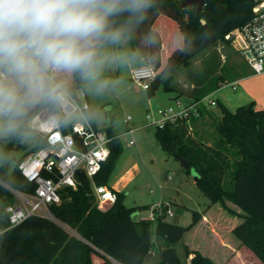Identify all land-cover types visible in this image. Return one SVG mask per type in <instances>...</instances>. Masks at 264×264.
<instances>
[{
	"label": "trees",
	"instance_id": "trees-1",
	"mask_svg": "<svg viewBox=\"0 0 264 264\" xmlns=\"http://www.w3.org/2000/svg\"><path fill=\"white\" fill-rule=\"evenodd\" d=\"M181 2L145 0L136 16L120 13L109 18V30L127 38L133 52L139 53L152 67L155 77L146 90L151 96L158 83L164 91H170V76L162 80L164 75L188 66L195 55L216 41L229 43L225 35L248 21L253 6V0H204L203 15L192 6L181 7ZM158 18L169 22L171 39H179L168 53L163 50L167 36L155 26ZM213 66L205 64L197 70L199 78L186 93L193 100L211 94L218 82L224 81L223 77L212 76ZM72 78L73 84L66 91L75 95L82 81L75 73ZM45 106L57 110L54 102L43 100L28 108L37 111ZM217 108L220 116L211 115L215 138L210 144L190 132L183 120L162 122L154 131L159 148L169 157L176 155L183 159L188 165L185 171L195 172L194 183L207 199L202 211L191 212L187 226L171 224L165 218L154 223L134 219L133 209L123 204L124 192L116 193V201L108 208L98 209L91 182L79 171L75 175V188H61L59 202L48 205L54 220L31 215L4 230L7 226L4 208L13 196L0 184V264H111V260L117 264H187V261L188 264H225L215 263L184 244L180 249L177 247L183 234L214 205L238 217L231 235L259 264H264V108L255 109L252 102L233 111L219 104ZM85 114L93 125L91 112ZM27 121L24 116L15 119L12 121L15 131L0 138V181L12 190L31 194L34 184L19 174L16 164L29 152L44 147L45 140L35 136L29 148L21 143L22 136L30 130ZM104 132L109 139V153L92 182L107 186L121 148L112 128ZM15 152L20 156L8 173L7 163Z\"/></svg>",
	"mask_w": 264,
	"mask_h": 264
},
{
	"label": "rangeland",
	"instance_id": "rangeland-1",
	"mask_svg": "<svg viewBox=\"0 0 264 264\" xmlns=\"http://www.w3.org/2000/svg\"><path fill=\"white\" fill-rule=\"evenodd\" d=\"M229 33L225 35L224 41H216L201 54L195 56L188 66L178 68L170 76L169 83L178 89L185 91L189 83H195L199 74L197 70L204 67L205 64L213 66L215 73L212 76H220L224 81L217 84L221 86L224 82H230L234 79L236 72L244 75L250 69L246 63L239 57L233 47ZM102 56L106 57L103 67L100 71L99 79L89 81L82 79V85L77 90V94L83 93V102L87 103L92 115V123L97 129L104 131L106 128H112L114 133L119 136V144L123 155L118 162L117 170L122 167L133 164L130 173L124 175L127 181L125 198L123 204L127 208H132L131 216L134 219H144L148 214L149 207L152 204L162 201L168 203L173 212L172 216H166L165 221L178 226H187L191 221L192 211H202L207 199L201 194L194 181V171L189 169L185 171L172 157L167 156L158 146L154 131L156 125L162 120V116L156 111L175 103V99H169L168 93L158 87L151 96L147 91L141 90L129 79V67L119 50H115L112 44L102 45L99 47ZM136 52L132 53L134 56ZM133 60V58H132ZM147 64V63H146ZM210 76V77H212ZM54 81L60 85L70 84L72 73L58 72L54 74ZM190 81V82H189ZM101 84L104 86L101 87ZM259 82L251 80L249 91H259ZM264 85V84H261ZM260 85V86H261ZM226 95L234 92L223 91ZM233 111L234 108H231ZM129 116L131 120L128 124L123 122L124 118ZM212 122L206 120L205 123L192 125L193 133L195 127L202 125L204 130L202 140L205 143L213 142L215 132ZM127 127L134 130L133 139L135 145L128 146L129 135L125 132ZM7 132H0V138H5ZM36 134L29 130L22 138L21 143H25L27 148L31 147L35 140ZM131 151V156L127 155ZM20 153L15 152L14 158L7 163V172L9 173L15 166ZM129 162V163H128ZM131 162V163H130ZM2 164L1 144H0V165ZM116 169V168H115ZM116 171V170H115ZM16 199L13 197L9 204H15ZM141 206H149L146 209H138ZM109 206H97L98 209L104 210ZM212 213L211 220L206 226H198L196 229H189L182 236L181 241L177 244L180 249L184 244L189 250L211 254L214 260H220L224 256H231L225 245L235 246L236 242L230 233L231 224L239 219L236 215L229 214L222 209L217 208ZM153 228V226H152ZM192 230V232H191ZM184 238V239H183ZM225 249L226 252L223 250ZM243 250L237 254L235 259L231 260L234 264H259L249 250ZM199 252V253H200ZM251 255V256H250ZM182 260L183 256H182ZM215 263H218L216 262ZM111 264H117L111 260Z\"/></svg>",
	"mask_w": 264,
	"mask_h": 264
},
{
	"label": "built area",
	"instance_id": "built-area-1",
	"mask_svg": "<svg viewBox=\"0 0 264 264\" xmlns=\"http://www.w3.org/2000/svg\"><path fill=\"white\" fill-rule=\"evenodd\" d=\"M229 34L227 37H231L234 49L251 73L264 74V0H253L248 21ZM154 77L155 73L149 65L132 67L129 71L130 80L144 91L150 87ZM228 86L234 90L236 82H231ZM60 91L63 99L54 102L56 111L47 106L42 107L34 111L27 121L29 129L45 140L44 147L29 152L16 164L19 174L34 184L33 193L12 190L0 181L17 201L4 208L7 216L4 230L13 228L31 215L54 220L48 205L59 202L61 188H75V175L79 171L90 180L97 206H110L116 201L114 190L105 185H94L92 182L93 176L108 156V137L86 119L88 105L83 102V93L72 95L64 89ZM206 105H216L211 95L188 104L176 100L172 106L157 111L162 116L159 124L183 120L190 127L191 121L201 116L202 107ZM130 120L127 116L123 122L128 124ZM125 132L129 135L128 145H134V130L127 127ZM172 215L170 205L158 201L149 207L144 220L154 223Z\"/></svg>",
	"mask_w": 264,
	"mask_h": 264
},
{
	"label": "clouds",
	"instance_id": "clouds-1",
	"mask_svg": "<svg viewBox=\"0 0 264 264\" xmlns=\"http://www.w3.org/2000/svg\"><path fill=\"white\" fill-rule=\"evenodd\" d=\"M145 0H0V132L40 101L63 99L54 74L96 81L106 57L99 47L121 38L109 18L136 16ZM104 85L101 84V87Z\"/></svg>",
	"mask_w": 264,
	"mask_h": 264
},
{
	"label": "crops",
	"instance_id": "crops-1",
	"mask_svg": "<svg viewBox=\"0 0 264 264\" xmlns=\"http://www.w3.org/2000/svg\"><path fill=\"white\" fill-rule=\"evenodd\" d=\"M155 26L161 32L162 35H164V33H165L167 36V40H166L167 43L166 42L163 43V47H164L163 50H164V53H168V51H170L176 44L179 43V39H177V38L174 40L171 39V36L168 34V31L170 30L169 22L166 19L158 18L155 22ZM107 44H112L115 50H119L121 52L123 59L126 61L127 65L130 66L129 71L132 67L141 66V65H148V64H146V62L144 61V59L141 57V55L139 53H135L136 57L132 56L133 50H132L127 38H120V40L118 42H115V43L110 42V43H106V44H101L100 46L107 45ZM199 54H201V52L198 53L197 55H199ZM197 55H195V56H197ZM195 56L193 58H195ZM132 58H133V60H132ZM177 70H179V69H176L172 73H168V74L164 75L162 77V80L166 79V77H168V76H171V75L174 76V74ZM235 72H236L237 76H234L233 80H231L228 83L227 82L222 83L221 86H218L215 90H213L211 92V94H208V95H211V99H213L215 101L216 105L215 106H208V105L203 106L201 116L198 119L191 121L190 124H192V125L201 124V123H205L206 120H209L212 122L211 124L213 125V119L211 118V115L214 118L220 116L219 109L217 108V104L222 105L223 107H225L229 111H232L231 108L235 109L238 106H241V105H244V104H247L250 102L253 103L255 109L264 108V85H261V84H264V74L254 75L251 73V71H249V72L245 73L244 75L240 74V76H239L237 71H235ZM255 79L259 82L257 89L258 90L261 89L260 92L259 91L258 92L257 91H252V92L249 91L250 88H248V86H250L251 80H255ZM231 82H236V88L234 90H232L228 86V84ZM72 84H73V78H72V81L70 84L61 85L60 89L66 90V88L71 86ZM168 85L170 87V91H164V90L163 91L165 93H168L169 95H173V96H170L169 99H175V100H178L184 104H188L191 101H193V99L186 94L192 88V83H189V87L185 91H182V90L178 89L177 87L172 86V83L171 84L169 83ZM225 90L228 92H234V93H230L229 95H226L223 92ZM75 94H77V91ZM87 111H90L89 106H88ZM157 111H156V113H157ZM85 117H86V114H85ZM86 119H87V117H86ZM92 126L95 127L94 124ZM201 127H202V125H199V126L197 125L195 127L193 133L195 135H197L199 138L204 139L203 135H205V133H204V130L201 129ZM118 138H119V136H118ZM207 144H210V143L207 142ZM134 145H135V143H134ZM128 146H130V145H128ZM131 146H133V145H131ZM131 153H132L131 151H127L128 156H131ZM122 155H123V151L120 152L119 157H118V159L114 165V168H113V170L110 174V177L108 179V182H107V187L114 190L116 193L123 192L126 189L127 181H125L123 178H124V175H127L130 173V169L133 166V164H129L128 166H126V164H125V166L122 167L121 170H117L118 162L121 159ZM217 208L221 209L217 205L210 207L201 216V219L193 227L192 230L196 229L198 226H206V224H209L210 221L212 220L211 219V212L213 213L215 210H218ZM214 213H217V212H214ZM135 216H138V214ZM135 216H133V218H135ZM237 223L238 222L236 220L234 223L231 224L230 231H231L232 227L234 225H236ZM192 230H191V232H192ZM153 239H154V237H153ZM154 241L158 242L157 239H154ZM235 244L236 245L233 247H231V245H225V247L228 248L226 250H228L229 254L231 253L230 254L231 256H224V258H219L220 260H217V261L213 259L211 254L202 253L200 251L199 252L201 255L207 256L208 258H210L214 262L216 261L218 263L234 264V262L231 260L232 259L234 260L235 257H237V254H239V252H241L243 250L242 249L243 247L239 246L237 242ZM223 250L226 252L225 249H223ZM249 254H251V253H249ZM190 256L191 255H189V257ZM254 260H255V258H254Z\"/></svg>",
	"mask_w": 264,
	"mask_h": 264
},
{
	"label": "water",
	"instance_id": "water-1",
	"mask_svg": "<svg viewBox=\"0 0 264 264\" xmlns=\"http://www.w3.org/2000/svg\"><path fill=\"white\" fill-rule=\"evenodd\" d=\"M180 6L181 7L192 6V7L195 8L196 13L201 12L203 15H205V13L203 11L204 0H182V2L180 3ZM134 56L136 57V54H134ZM33 112H34V108H27L25 110V114L23 116L28 119ZM172 158L175 159L176 161H178L179 165L183 169H187L188 168L187 163L183 159H181L180 157H178L176 155H172ZM194 178L196 179V174L195 173H194Z\"/></svg>",
	"mask_w": 264,
	"mask_h": 264
}]
</instances>
